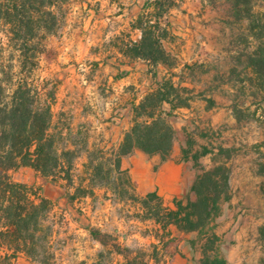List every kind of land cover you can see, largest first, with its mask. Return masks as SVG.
Wrapping results in <instances>:
<instances>
[{
	"label": "rangeland",
	"instance_id": "374dc122",
	"mask_svg": "<svg viewBox=\"0 0 264 264\" xmlns=\"http://www.w3.org/2000/svg\"><path fill=\"white\" fill-rule=\"evenodd\" d=\"M66 1L57 0L53 7V30L39 32L40 43L33 39L26 51L36 63L30 76L44 89L55 90L56 101L64 97L65 88L61 85L72 82L69 75L73 70L92 77L99 68L93 62L55 60L57 49L50 45V40L65 22ZM175 3L167 19L171 34L165 47L177 64L169 71L159 67L158 79L172 78L189 103V107L167 116L176 138L166 161L182 164L181 173L177 181L166 182L171 180V173L163 174L166 181L159 174L165 160L140 150L124 156L122 167L129 172L137 194L156 190L167 206L174 207L175 198L186 196L196 171L212 166L214 158L224 162L230 170V198L213 225L219 239L208 253L213 256L220 250L228 264H264V79L258 77L247 57L256 49L257 40L250 22L235 18L231 0ZM255 11L264 12L259 1ZM9 27H0V59L13 63L17 71L20 42ZM122 73L117 71L118 76ZM107 80L102 79L92 88L93 92L71 95L68 102L73 103L75 96L79 98L74 106L66 101L65 109L56 102L53 106L59 147L74 148L78 154L73 185L59 176L45 177L30 167L10 171L12 178L33 186L54 204L50 215L54 225V258L50 264H123L126 256L135 255L140 248L148 249L151 241L157 243L154 236H148L153 235L155 224L139 218V206L131 200H119L105 185L95 186L93 194L80 193L74 199L67 196V191L73 193L79 183H87V149L91 153L118 143L104 142L106 129L93 132L88 124L93 120L109 121L108 128H112L111 125L134 120L131 102L138 103L157 87L153 77L146 74L124 86H114L113 80ZM189 141L192 148L185 158L182 147ZM203 147L208 152L201 155ZM196 152L200 154L197 162L193 158ZM175 234L178 238L169 241L159 258L167 264H202V244L206 238L200 240L196 232ZM9 264L37 263L19 255Z\"/></svg>",
	"mask_w": 264,
	"mask_h": 264
},
{
	"label": "trees",
	"instance_id": "16d2710c",
	"mask_svg": "<svg viewBox=\"0 0 264 264\" xmlns=\"http://www.w3.org/2000/svg\"><path fill=\"white\" fill-rule=\"evenodd\" d=\"M257 1L264 8V0H231V10L237 20L250 22L257 46L247 55L248 63L264 79V12L255 11ZM56 2L0 0V27L10 26L21 51L17 71L13 63L0 59V264H9L19 255L37 264H50L54 258V225L50 217L53 202L33 186L12 178L10 171L30 167L45 177L59 176L68 185L74 183L78 154L74 148L59 147L58 128L53 120L55 90L44 89L30 76L36 63L26 55L30 41L36 38V43H40L39 32L53 30ZM175 4V0L147 1L145 7L151 5L152 11L139 15L135 21L141 38L126 50L132 57L147 61L154 77L158 65L170 70L177 64L164 46L169 37L165 16ZM181 91L172 78L158 80L156 88L134 103L135 118L118 145L91 153L87 149V183H79L73 193L67 191V196L74 199L80 193L93 194L97 185H105L119 200L135 202L141 220L155 223L153 236L157 243L126 256L123 264H167L158 254H164L169 241L178 238L170 226L182 233L196 232L200 240L206 238L202 264H228L220 250L213 256L208 253L219 239L213 225L230 198V170L224 162L214 158L212 166L196 171L186 196L175 198L174 207L167 206L156 190L137 194L129 172L122 167V158L135 150L158 155L162 161L169 158L176 131L167 116L189 107ZM165 105H169L168 110ZM191 148L190 141L182 147L185 158ZM207 152L203 147L201 155ZM193 158L197 162L200 154L194 153Z\"/></svg>",
	"mask_w": 264,
	"mask_h": 264
},
{
	"label": "crops",
	"instance_id": "0c3cea01",
	"mask_svg": "<svg viewBox=\"0 0 264 264\" xmlns=\"http://www.w3.org/2000/svg\"><path fill=\"white\" fill-rule=\"evenodd\" d=\"M147 1L152 0H67L64 3L63 7L66 9L65 22L61 26L59 33L53 35L50 40V45L57 49L55 60L66 63L93 62L97 63L99 68L92 77L79 70H73L69 75L72 78V82L68 81L69 85L67 82L61 85L62 89L65 88L64 97L60 99L61 101H56V104H63V109L68 107L67 105L64 106L65 101L67 104L74 106L79 98L75 96L73 103L72 101L68 102L69 99L73 98L71 95L75 92L80 94L82 92L95 91L92 88L98 86L102 79H108V83L113 80L114 86L119 84L124 86L128 81L145 74L149 75V77L152 76L157 82L159 80V67H164L169 71L165 66L158 65L154 69L157 72V76L154 77L151 65L147 61L132 57L126 52L127 47L133 42L139 41L142 35L141 30L135 26L137 17L153 9L151 5L145 7ZM171 9L172 7L165 16V24ZM167 28L170 35L169 24H167ZM167 39L164 40V46ZM118 70L123 72V76L117 75ZM85 77H87L86 80ZM67 93L69 96L66 97ZM62 100L64 101L62 102ZM134 103L137 102L135 100L131 102V113L133 112ZM167 106L169 108V105ZM132 123L133 120L122 121L119 124L111 125L112 128H108L109 121L96 122L93 120L92 123L88 124V127L93 132L106 129L105 136H107V139H104V142L112 143L117 140L118 143L114 145H118L125 131L130 128ZM83 126V124H80V127ZM168 167H171L172 170H166ZM181 168L182 164H173L165 160L160 167L159 174L165 180L163 174L171 173V180L165 181L173 183L179 179ZM170 229L174 235H176L175 232L180 236L187 234L177 231L174 226H170ZM148 236L153 237V235ZM151 243L153 242L151 241Z\"/></svg>",
	"mask_w": 264,
	"mask_h": 264
}]
</instances>
